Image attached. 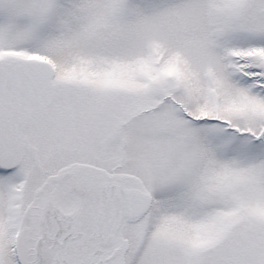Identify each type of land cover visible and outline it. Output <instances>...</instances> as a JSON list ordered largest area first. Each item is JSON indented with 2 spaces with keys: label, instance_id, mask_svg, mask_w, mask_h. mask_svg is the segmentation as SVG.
I'll return each mask as SVG.
<instances>
[{
  "label": "snow or ice",
  "instance_id": "snow-or-ice-1",
  "mask_svg": "<svg viewBox=\"0 0 264 264\" xmlns=\"http://www.w3.org/2000/svg\"><path fill=\"white\" fill-rule=\"evenodd\" d=\"M0 264H264V0H0Z\"/></svg>",
  "mask_w": 264,
  "mask_h": 264
}]
</instances>
